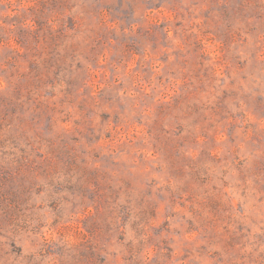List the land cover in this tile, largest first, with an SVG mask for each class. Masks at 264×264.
Segmentation results:
<instances>
[{"label":"rangeland","instance_id":"374dc122","mask_svg":"<svg viewBox=\"0 0 264 264\" xmlns=\"http://www.w3.org/2000/svg\"><path fill=\"white\" fill-rule=\"evenodd\" d=\"M0 264H264V0H0Z\"/></svg>","mask_w":264,"mask_h":264}]
</instances>
